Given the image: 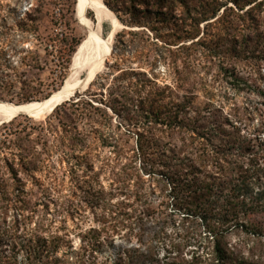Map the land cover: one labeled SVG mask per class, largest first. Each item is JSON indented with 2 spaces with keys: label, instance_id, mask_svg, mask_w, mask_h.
<instances>
[{
  "label": "rangeland",
  "instance_id": "rangeland-1",
  "mask_svg": "<svg viewBox=\"0 0 264 264\" xmlns=\"http://www.w3.org/2000/svg\"><path fill=\"white\" fill-rule=\"evenodd\" d=\"M103 1L107 6L106 0ZM262 1L255 0L254 4L239 11L235 0H222L224 7L219 14L224 15L227 8L234 9L236 14L227 13L229 21H236V31L229 23L217 25L212 20L201 24L197 39L171 45L173 32L183 30L189 24L182 7L133 25L123 11L131 8L134 13L138 8L133 7L131 0H122L113 8L107 6L120 22L111 55L88 88L76 93L84 94L90 89V94L103 98V103L96 105L106 108L111 120L101 125L89 120L83 123L114 136L118 151L103 146L92 134L85 149L78 148L72 155L65 156L59 140L60 131L50 164L42 172L14 177L0 171V264H42L46 261L49 264H217L209 225L199 216H185L184 211L168 206L171 201L166 194L170 191L168 183L171 182L173 163L162 167L156 145V148L151 146L147 155L150 157L146 160L137 150L138 136L151 128V124L143 119L141 109L138 111L151 90L148 87L140 89L136 82L145 75L154 89L174 88L176 68L180 69L195 96L191 118L206 119L210 128L217 130L218 142L225 139L245 144L247 150L242 159L245 175L238 174L236 178L253 184V196L263 191L264 13L258 20L259 27L257 24L250 27L251 17L243 15ZM44 2L43 14L47 20L42 24L38 38L30 23L20 24L41 0H0L2 102L26 105L28 102L24 97L29 89L28 104L41 102L59 91L72 74L74 56L87 38L88 30L76 17V5L75 22H71L68 32L80 40L79 45L63 65L60 56L65 55V47L61 49V45L45 63L46 38L64 30L56 23L52 30L47 29L50 22L58 18L63 4L69 6L72 0ZM156 9L153 8L154 12ZM85 15L97 29L94 11L86 7ZM100 28L103 38L113 30L107 19L101 22ZM199 39L203 43L201 47L178 49L181 46L189 48ZM217 42L219 47L214 48ZM49 44L54 46L55 43ZM31 53L40 56V66L44 70L36 71L24 83L20 75ZM48 116L50 114L41 120L22 115L13 125L6 124L13 131L24 127L38 128ZM83 123L79 131L86 132ZM166 135L156 132L153 143L167 144L170 139ZM118 173L121 181L129 178L126 194L118 189L121 182L115 175ZM89 192L103 194L104 200L92 203V198L87 195ZM137 192L143 195L140 201L135 197ZM228 194L220 206L226 210L222 213L229 211L231 214L235 209L227 200H235L234 203L242 200L234 198L232 192ZM145 204L149 205V211ZM121 205L129 206L126 212L133 217L134 224L114 229L116 222L113 219L119 218L120 213L113 212ZM142 209L147 211V216L139 215L138 211L142 212ZM174 210L178 211L173 215ZM140 216L143 221L138 219ZM208 220L219 226L216 216ZM241 220L245 221L246 227L230 224L229 220L220 225L227 232L224 245L230 261L264 264V212Z\"/></svg>",
  "mask_w": 264,
  "mask_h": 264
},
{
  "label": "trees",
  "instance_id": "trees-1",
  "mask_svg": "<svg viewBox=\"0 0 264 264\" xmlns=\"http://www.w3.org/2000/svg\"><path fill=\"white\" fill-rule=\"evenodd\" d=\"M134 8L138 7L133 13L132 9L124 8V12L128 16L130 24H141L145 18L154 19L156 16H164L166 11H175L178 6L184 9L187 15L189 24L183 30L174 31L172 39L169 44H176L182 40H195L200 36V26L205 22L215 20L217 25L228 24L230 28L235 30L236 21L232 19L229 21L228 13L235 10L227 8L226 13L220 16V11L224 7L222 0H131ZM107 6L113 8L120 5L122 0H106ZM236 6L239 11H243L247 5L255 3V0H239L236 1ZM243 2V4H241ZM58 18L50 22L47 30H52L53 25L60 24L63 27L61 34H55L54 37L46 38L47 57L45 63L49 62V56L57 53V48L61 45V49L65 47V55L60 56L61 65L68 61L70 56L75 52L80 40L74 37L68 30H70L71 22H75L74 9L77 5V0H72V4L66 6L63 4ZM36 7V8H35ZM30 10L20 25L30 23L33 31L40 37V29L42 24L46 23V16L43 14L45 8L44 0L41 4L36 5ZM143 7V8H141ZM157 8L154 12L153 8ZM139 9V10H138ZM264 13V1L259 2L249 8L243 15L251 17L249 26L257 24L259 27L260 15ZM141 14V17L138 16ZM240 17V15H237ZM242 22V21H241ZM212 26V23H209ZM207 24V25H209ZM229 28V29H230ZM236 31V30H235ZM40 35V36H39ZM37 39V38H36ZM193 42L189 48H181V50H191L193 47H201L203 43ZM48 42V44H47ZM55 43L54 46L49 43ZM170 44V45H171ZM52 47V48H51ZM219 47L217 42L214 48ZM181 48V49H180ZM56 50V51H55ZM63 50L60 51L62 53ZM28 55V54H26ZM27 57V56H26ZM25 60V59H24ZM40 56L32 55L27 57V63L20 75L21 81L30 80V76L36 71H43L44 68L40 66ZM177 84L174 88L167 86L166 90L154 89L150 86L151 80L145 75L136 82L140 89L146 90L150 88L151 91L147 93L145 102H141L139 109L143 119L151 124L150 130L147 133H142L138 136L137 150L143 156V160L148 159L151 146L156 148L161 154L160 162L165 168L168 164L173 163L174 170L170 175L171 182L169 184L170 191L166 194L171 201L168 206L178 208L185 212V216H199L209 225L212 232L213 251L215 254L217 264H238V262H231L228 251L224 245V238L227 234L220 226L222 221L229 220L230 224L236 223V226L246 227L245 221L247 217L253 216L256 213L264 212V186L263 191L252 195L253 184L246 180L240 181L238 174L244 177L243 170V155L247 150L243 142H230L222 139L218 142L217 130L211 129L210 124L206 119L198 117L191 118L192 103L195 99L192 89L189 88V82L182 75V71L176 68ZM25 83V82H24ZM25 85V84H24ZM93 85V84H92ZM1 94V93H0ZM90 89L84 94L76 93L74 97L68 101L63 102L55 108V110L45 120L40 122L38 128L28 129L24 127L13 131L8 124L13 125V119L8 124L0 126V171H5L11 176H18V174L35 175L42 172L50 164V157L53 153V145L57 142V134L61 131L62 136L59 140L64 147L65 156H70L79 148L85 149L87 140L91 138L92 134L96 135L103 146L113 148L112 151H118V142L114 136L107 135L104 130L92 128V124H85L83 121L89 120L99 122L97 124H107L110 116L106 108L96 105L98 102L103 103V98H99L94 94H90ZM36 95V94H35ZM49 98V97H48ZM46 100V99H45ZM24 101L30 103V89L26 91ZM26 103V104H28ZM83 123L86 132L79 131V126ZM88 123V122H87ZM159 126L161 128H159ZM165 133L170 139L165 145L158 142L154 144L153 140L156 137V132ZM156 145V146H155ZM9 152V154H7ZM140 153L137 157H140ZM147 165L148 162H145ZM170 171V168H168ZM119 181L121 174H115ZM129 178L126 177L119 182L118 189H122L123 194L128 193ZM228 192H232L234 198L241 199V202L234 203L235 200L228 199L234 212L227 211L222 213L223 209L220 204L223 198H228ZM249 193V196L247 194ZM133 194V193H132ZM92 198V203H101L104 200V195L100 193H88ZM228 195V196H227ZM139 201L143 198L140 192L135 194ZM102 199V200H101ZM149 205L145 204L147 208ZM129 206L121 205L118 211L113 213H120L119 218L115 217L116 222L114 229L122 226L132 227V216H128L126 210ZM240 208V209H238ZM230 209V208H229ZM147 211L150 209L147 208ZM173 211V215L176 211ZM225 210V209H224ZM147 211L142 209V212L147 216ZM226 211V210H225ZM232 211V210H231ZM217 212V213H216ZM223 214V215H222ZM228 215V216H227ZM217 217V224H211L208 218ZM231 217V218H229ZM138 219H143L142 216ZM236 219V220H230ZM241 220V221H240ZM143 221V220H142ZM42 264H49L48 261Z\"/></svg>",
  "mask_w": 264,
  "mask_h": 264
},
{
  "label": "bare ground",
  "instance_id": "bare-ground-1",
  "mask_svg": "<svg viewBox=\"0 0 264 264\" xmlns=\"http://www.w3.org/2000/svg\"><path fill=\"white\" fill-rule=\"evenodd\" d=\"M94 11L98 28L86 17L85 8ZM77 19L88 30L87 38L79 46L72 63V74L66 84L46 100L26 105H16L0 101V126L13 119L26 115L42 120L51 114L55 106L74 97L79 90H85L103 71L105 63L111 55L115 31L120 22L103 0H77ZM110 20L113 30L108 37L103 38L100 25L104 20Z\"/></svg>",
  "mask_w": 264,
  "mask_h": 264
},
{
  "label": "water",
  "instance_id": "water-1",
  "mask_svg": "<svg viewBox=\"0 0 264 264\" xmlns=\"http://www.w3.org/2000/svg\"><path fill=\"white\" fill-rule=\"evenodd\" d=\"M76 17H77V9H76ZM68 100H69V99H68ZM68 100H66V101H68ZM63 102H65V101H63ZM63 102H62V103H63ZM62 103H60V104H58L57 106H55L54 109L52 110V112L55 110L56 107H58V106L61 105ZM10 104H11V103H10ZM52 112H51V113H52ZM3 124H4V123H3Z\"/></svg>",
  "mask_w": 264,
  "mask_h": 264
}]
</instances>
